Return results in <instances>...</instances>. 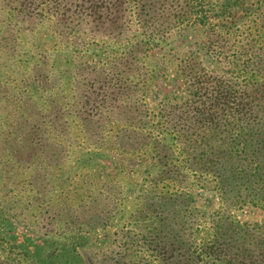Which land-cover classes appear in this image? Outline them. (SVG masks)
Segmentation results:
<instances>
[{"label": "rangeland", "instance_id": "374dc122", "mask_svg": "<svg viewBox=\"0 0 264 264\" xmlns=\"http://www.w3.org/2000/svg\"><path fill=\"white\" fill-rule=\"evenodd\" d=\"M133 7L132 0H0V264H157L155 256L178 254L177 243L163 242V231L152 240L145 234L140 244L139 227L146 223L132 219L153 150L138 157V167L118 171L122 152L106 143L92 155L72 113L77 99L87 108L101 97H95L89 80L75 81L73 71L85 74L93 64L117 61L129 45L138 49L137 63L150 71L143 122L154 124V131L156 123L182 125L180 108L169 107L173 113L161 120L157 116L163 98H186L177 66L199 62L223 71L214 51L198 58L191 53L201 32L197 24L157 30L154 40H144L140 30L117 19L123 15L124 23L132 22ZM107 113L100 110L101 120L110 118ZM114 125V120L106 124L107 135ZM165 140L173 150L175 140ZM187 173L188 197L174 198V205L154 200L164 212L183 208L184 237L201 236L212 218L252 223L264 217L259 207L220 203ZM73 209L79 216L75 223ZM166 222L175 230L179 220Z\"/></svg>", "mask_w": 264, "mask_h": 264}, {"label": "trees", "instance_id": "16d2710c", "mask_svg": "<svg viewBox=\"0 0 264 264\" xmlns=\"http://www.w3.org/2000/svg\"><path fill=\"white\" fill-rule=\"evenodd\" d=\"M132 1V22L124 23L122 15L117 18L122 25L134 26L144 40H151L157 30L197 24L201 32L191 53L198 58L214 51L223 71L203 68L199 62L197 66L179 64L175 73L184 77L180 92L186 98H163L157 116L161 120L180 108L182 125L162 127L156 123V131L154 124L143 122L149 113L142 101L143 87L151 75L147 65L137 63L136 47L127 46L117 61L93 64L85 74L73 71L74 80L81 76L89 80L96 88L95 97L101 96L100 102L87 108L77 99L72 111L83 131V141L91 149L88 151L94 155L109 143L108 149L122 152L118 171H123L140 164L142 154L153 150L152 170L142 177L143 191L132 219L146 223L139 227L140 244L145 242L142 238L152 240L160 231L164 243H177L178 254L155 256L157 264H264V217L252 223L232 216L216 217L207 231L200 230L201 236L189 233L184 237L183 208L164 212L154 202L173 204L170 202H176V197H188L187 172L191 171V181L213 191L220 203L236 209L250 205L264 211V0ZM243 26V31L237 32ZM138 44L144 41L134 43ZM104 107L110 118L101 120ZM110 120L115 125L112 135H107L104 128ZM143 128L144 134L140 132ZM167 137L175 140L173 150ZM133 155L135 160L130 161ZM72 211H76L71 220L75 223L79 216L76 209ZM170 218L179 220L175 230L166 222ZM197 238L200 241L195 244ZM173 255L178 258L173 259Z\"/></svg>", "mask_w": 264, "mask_h": 264}]
</instances>
